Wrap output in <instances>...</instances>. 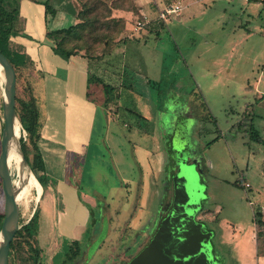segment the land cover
<instances>
[{
	"label": "rangeland",
	"instance_id": "obj_1",
	"mask_svg": "<svg viewBox=\"0 0 264 264\" xmlns=\"http://www.w3.org/2000/svg\"><path fill=\"white\" fill-rule=\"evenodd\" d=\"M125 1L126 6H133V0ZM205 3L211 8L189 21L170 17L159 36H148L146 45L138 46L141 50L129 47L123 54L125 83L132 84L134 91L147 92L151 100L148 103L123 89L119 111L109 105L112 108L108 125L99 105L91 144L79 158L75 157L68 174L90 210V222L73 224L76 218L70 207L62 205L43 211L37 252L33 237L22 245L14 244L9 264H51L53 258L52 264H123L126 260L119 261L120 255L127 250L129 257L135 256L139 242L152 239L159 229L155 226L159 215L167 209L171 211L177 200L191 202L195 213L203 208L197 213L198 220L212 223L214 219L227 220L233 228L239 225L236 230L239 252L250 253L253 209L262 204L264 214V191L257 192L259 170H264V145L252 140L250 132L253 127L264 137V122L257 116L250 115L251 120L245 117L251 111L246 110L249 103H254L253 90L258 79V87L264 91V3L244 0ZM112 45L105 49L98 44L93 54L106 53ZM27 71H16L17 108L21 101L30 99ZM93 88V97L102 100L99 88ZM2 100L0 76V136ZM188 104L190 114L179 118V110L183 111ZM123 107L144 115L150 111L156 138L151 141L145 134H137L135 124L139 118ZM114 127L117 139L110 143L109 131ZM20 140L29 151L25 130L18 131L19 143ZM169 148L174 160L171 179L162 169L158 172L157 167L159 162V168L165 170L169 165L171 169L165 156ZM10 172L17 179L14 163ZM141 178L144 184L140 183ZM245 182L251 190L243 186ZM37 201L31 189L26 203L19 204L20 223L30 218ZM102 208L112 218V232L103 242L97 236L87 248L92 222ZM3 209L0 187V212ZM64 224L73 226L74 238H67L60 231ZM120 227H126L123 237ZM51 237L56 240H50ZM100 241L102 244L96 249ZM261 242L264 248V241ZM224 248L230 257L229 264H238V249L232 244ZM73 257L75 260H71Z\"/></svg>",
	"mask_w": 264,
	"mask_h": 264
},
{
	"label": "crops",
	"instance_id": "obj_2",
	"mask_svg": "<svg viewBox=\"0 0 264 264\" xmlns=\"http://www.w3.org/2000/svg\"><path fill=\"white\" fill-rule=\"evenodd\" d=\"M44 1H47L56 10V17L50 22H46L48 17L45 14ZM175 1H184L185 6L181 14L176 16V19L178 18L180 21H189L192 17L203 13L207 7L211 8V5L205 3L206 0H135L136 14L132 12L120 13L127 20L126 32L124 34L125 39L113 44L101 60H91L80 55L69 58L64 57L52 50L50 41L46 38V32L48 30H55L57 35H60V32H63L68 25L77 22V15L81 8L76 1H18L19 18L17 28L19 32L12 36L11 40L21 47L30 58L31 65L28 69H25L26 71L28 70V92L34 99L39 111L40 137L36 144L43 160L45 176L47 178L45 185H41V192L35 205V208L37 207L39 211L38 237L39 230L41 229L43 211L48 212L53 210V208L56 210L59 205H62L64 208L70 207L71 215H74L76 218L73 224L80 226L90 222V210L86 208L88 206L85 205L78 193L77 186L73 185L68 179V174L74 166L73 162L75 157L79 158L91 144L93 127L98 109L100 108L99 105L101 106L105 119H107L105 121L106 125H108V119H110L111 113L109 109L112 108L109 105L113 104L115 111H119V102L123 89L130 94H134L137 98L140 96L148 103L150 102L151 99L147 92L134 91L132 84L125 83L124 69L126 66L123 54L129 47L139 49L140 47L138 46H142L141 44L145 46L148 36H159L161 27L163 28L167 22L156 20V13L159 9ZM211 1L213 3L215 2V0ZM244 1L252 2L253 0ZM143 15L151 19L150 23L141 30H133V22ZM160 58L162 57L160 56ZM90 76L96 77L109 85L112 88V92L107 96L103 95L100 101H97L93 95L88 97V91L91 90L94 93V88L91 87L92 89H90L88 87V77ZM258 83L259 79L253 90L254 103H249V105L252 108L255 106L253 117L257 116L259 120L264 122V91L259 89ZM101 94H103L102 91ZM105 102L107 103L105 104ZM185 108L183 111H181L182 109L179 110L180 116L177 114L179 118L190 114V104L188 106L186 105ZM123 109L126 112H133L141 119H138V122L135 124V132L137 134L143 133L145 137H150L151 141L156 138L155 133L151 129L153 127L151 123H153L154 119L150 111H147L144 115L133 111L129 107H123ZM184 111L187 113L184 114ZM114 130H116L115 127L113 130H108L110 133L108 136L110 143H115L117 139ZM259 136L264 139L260 134ZM168 150L165 151V156L170 160L172 165L173 159L170 157L171 148ZM156 160L159 161L158 157H156ZM157 163L158 172L162 169L163 174L168 176L170 170L169 165H166L165 170H163V167L159 168L160 163ZM259 172L258 193L264 191V170L261 169ZM140 183L144 184V179L141 178ZM153 184L156 185L154 182ZM126 185L128 186V183ZM243 186L249 190L252 189V187L249 188L250 185L248 182H245ZM138 197L140 199V195ZM41 202L43 203L42 212L39 209ZM258 207L263 212V205L261 204ZM103 209L92 222V233L87 248L97 236H101L103 242L112 232V218ZM202 211L203 208L198 211L199 214ZM206 212L210 214L208 209ZM197 213H195L194 219L199 224L202 232L208 235L210 254L216 264H229L230 257L224 248L228 244H232L234 249H238V254H236L238 264H264V248L261 240H258L256 236L257 226L254 222V229L250 236L253 247L249 254H244L239 252V235L236 234V230L240 229L239 225L233 228L234 225L227 220H219L218 222V219H214L213 223L198 220ZM61 229L60 231L65 233L67 238H74L72 225L68 226L64 224ZM119 230H121L122 235V233L126 232V227H120ZM234 239L235 242L233 241ZM50 240H56V237H51ZM100 242L96 246V249L101 246L102 242Z\"/></svg>",
	"mask_w": 264,
	"mask_h": 264
},
{
	"label": "trees",
	"instance_id": "obj_3",
	"mask_svg": "<svg viewBox=\"0 0 264 264\" xmlns=\"http://www.w3.org/2000/svg\"><path fill=\"white\" fill-rule=\"evenodd\" d=\"M19 0H0V52L3 53L11 64L17 69H28L30 67V58L25 54L21 47L16 45L11 37L16 35L19 30L17 21L19 18ZM80 5V12L77 15V22L68 25L62 35L57 37L55 30H48L46 38L50 41L52 50L64 57L80 55L91 60H101L105 53L94 55V48L98 44H103L105 49L112 44L123 41L126 32V18L120 15L121 12L137 13L135 0L133 6L127 5L125 0H111L103 2L102 0H74ZM260 2L259 0H253ZM45 7L46 22H50L56 17V10L51 7L47 1L43 2ZM97 86L103 95L107 96L112 92V88L105 84L102 80L90 76L88 77V87ZM93 92L88 91V97H91ZM17 101V98H16ZM107 102H105L106 104ZM251 109L250 113L246 114V119H252L253 110L249 105L246 110ZM246 113V112H245ZM16 114L21 124V128L26 131L30 150L26 148L25 143L20 140L21 150L23 155L35 173V178L40 185H45L47 178L43 160L37 147V140L40 137V122L39 111L36 107L34 99L30 96L28 101H21L19 107H16ZM248 116V117H247ZM250 137L252 140L263 144L264 139L260 138L258 131L251 127ZM12 181L15 182V176H12ZM1 187V184H0ZM3 213L0 212V225ZM26 222H22L20 227L10 244L9 258L12 254L14 244L22 245L29 238L35 241V251L37 252V231L39 222V211L36 207ZM253 222L257 226L256 236L258 240L264 241V214L260 207L253 209ZM8 258V264H9ZM38 258V257H36ZM37 261V259H36Z\"/></svg>",
	"mask_w": 264,
	"mask_h": 264
},
{
	"label": "water",
	"instance_id": "obj_4",
	"mask_svg": "<svg viewBox=\"0 0 264 264\" xmlns=\"http://www.w3.org/2000/svg\"><path fill=\"white\" fill-rule=\"evenodd\" d=\"M0 67L3 70L0 184L4 196L0 225V264H8L10 244L20 227L19 204L16 200L18 186L12 181L8 160L13 140L21 154L22 162L32 170L23 155L15 132L16 127L18 131L22 129L16 114V71L1 52ZM194 216L195 210L191 202L177 200L149 243L126 264H216L210 254L208 235L202 232Z\"/></svg>",
	"mask_w": 264,
	"mask_h": 264
},
{
	"label": "bare ground",
	"instance_id": "obj_5",
	"mask_svg": "<svg viewBox=\"0 0 264 264\" xmlns=\"http://www.w3.org/2000/svg\"><path fill=\"white\" fill-rule=\"evenodd\" d=\"M0 76L3 78V70L0 67ZM2 107V105H1ZM16 135H18V128H15ZM15 140H13L14 142ZM10 146L9 151V164H15L17 179L15 183L18 186V193L16 196V200L18 204L26 203L28 200L29 193L31 189L35 191V200H38V196L41 192V185L33 175V173L27 168V166L22 162L21 154L18 150L16 143L14 142ZM36 205V204H35ZM32 216V215H31ZM31 218V217H30Z\"/></svg>",
	"mask_w": 264,
	"mask_h": 264
},
{
	"label": "built area",
	"instance_id": "obj_6",
	"mask_svg": "<svg viewBox=\"0 0 264 264\" xmlns=\"http://www.w3.org/2000/svg\"><path fill=\"white\" fill-rule=\"evenodd\" d=\"M260 2H264V0H259ZM184 4L181 1H175L169 3L168 5L164 6L163 8L159 9L156 13V20L166 22L172 16H179L184 8ZM151 21L150 18L143 15L137 18L133 24V30L138 31L144 28L147 24ZM24 132V129H22ZM248 185V184H246Z\"/></svg>",
	"mask_w": 264,
	"mask_h": 264
},
{
	"label": "flooded vegetation",
	"instance_id": "obj_7",
	"mask_svg": "<svg viewBox=\"0 0 264 264\" xmlns=\"http://www.w3.org/2000/svg\"><path fill=\"white\" fill-rule=\"evenodd\" d=\"M173 163H174V160H173ZM178 167V166H177ZM177 169V168H176ZM174 170V165L172 164L171 165V169L169 170V174H168V177H170V176H172L173 175V173H171L172 171ZM172 177H170V179H171ZM171 205L169 204L168 205V207H170ZM171 208V207H170ZM170 209H167L166 211H164V212H162L160 215H159V221L155 224V226L156 227H160V225L162 224V221L163 220H165L168 216H169V214H170V211H169ZM158 230V229H157ZM157 230H155L154 232L156 233V231ZM125 233V232H124ZM124 233H122V237L124 236ZM154 233V234H155ZM151 237H149V238H146V239H144L145 240V242H143L144 240H141V242H139V244H138V246L143 242V244L140 246V247H137L138 249H139V252L149 243V241L151 240L150 239ZM138 252V253H139ZM137 253V254H138ZM75 256V255H74ZM122 256H124L123 258H125V262L123 263V264H126L130 259H132L131 257H129L128 255H127V250L125 251V254H123V255H120V258H119V261H121V260H123V258H122ZM121 259V260H120ZM71 260H75V257H73ZM74 262H76V261H73V263Z\"/></svg>",
	"mask_w": 264,
	"mask_h": 264
}]
</instances>
